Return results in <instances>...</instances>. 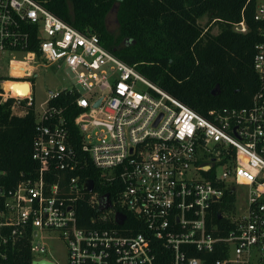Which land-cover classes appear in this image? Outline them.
Wrapping results in <instances>:
<instances>
[{"label":"built area","instance_id":"2783aa9c","mask_svg":"<svg viewBox=\"0 0 264 264\" xmlns=\"http://www.w3.org/2000/svg\"><path fill=\"white\" fill-rule=\"evenodd\" d=\"M255 20L259 85L251 103L202 115L115 56L97 34L77 30L37 0H0V59L22 54L25 66L23 75L9 70L0 82V103L12 99V111L25 112L21 102H34L29 78L38 65H65L80 87L49 91L37 113V176L7 187L0 171V264H19L23 247L32 256L27 264H56L43 256L55 239L65 242L68 264H264V0L257 1ZM234 29L246 32L244 20ZM5 81L27 82L29 94H12ZM70 91L78 93L81 151L100 171V185L116 187L112 197L106 192L109 208H101L106 193L94 184L89 191L80 174L69 179L68 191L52 179L55 171L82 166L66 107L48 104ZM86 192L99 211L91 227L79 226L76 212ZM218 204L225 206L217 213L220 225L212 220ZM118 212L125 215L121 225ZM127 213L134 225L123 228ZM106 222L113 225L98 226ZM213 252L215 259L206 257Z\"/></svg>","mask_w":264,"mask_h":264},{"label":"trees","instance_id":"16d2710c","mask_svg":"<svg viewBox=\"0 0 264 264\" xmlns=\"http://www.w3.org/2000/svg\"><path fill=\"white\" fill-rule=\"evenodd\" d=\"M46 9L83 33L97 34L103 45L124 62L135 65L139 73L198 113L221 107H241L251 103L258 89V76L253 67L256 44L261 40L260 23L255 20L258 0H37ZM118 2V34L106 28V15ZM202 18H208L205 25ZM244 20L247 30L239 32L235 24ZM218 31L213 33L212 26ZM128 39L129 42H124ZM30 49H36L30 45ZM6 76H0V82ZM6 88V86H4ZM1 89V83H0ZM75 91L62 92L49 105H64L71 145L82 166L75 171H55L60 186L68 191L69 179L80 174L92 180L100 194L116 193L114 185H100V171L93 166L87 152L81 151V134L74 123L80 108L75 106ZM12 99L0 103V171L7 187L22 179L35 178L39 163L32 158L37 112L34 102L24 114L11 109ZM89 193L76 203L78 225L91 227V217L99 211L88 201ZM216 206L213 223L222 224ZM127 213L123 228L134 225ZM113 223H98V226ZM135 230H139L137 225ZM161 259L163 250L158 252ZM204 256L206 254L199 253ZM29 248L15 256L20 264L31 261ZM215 259L216 253L206 255ZM14 258V256L12 257Z\"/></svg>","mask_w":264,"mask_h":264},{"label":"rangeland","instance_id":"374dc122","mask_svg":"<svg viewBox=\"0 0 264 264\" xmlns=\"http://www.w3.org/2000/svg\"><path fill=\"white\" fill-rule=\"evenodd\" d=\"M118 7V2H116L110 11L106 15V28L113 35L118 34V21L116 18V11ZM208 18H202L200 23L205 25ZM213 33L218 31L216 25L212 26ZM124 42H129L125 39ZM22 54H12L9 58L0 59V76H6L9 70L13 69V74L22 75V71L17 70L18 67H23V61H21ZM9 61H14L11 63L10 68L8 66ZM20 61V63L15 62ZM34 76L29 78L32 83V97L34 99L35 111L39 113L46 106L48 100L49 91L56 92L63 88H71L73 86L79 87L73 74L65 65L59 62H54L52 64L38 65L33 70ZM80 88V87H79ZM16 114H24V112L15 111ZM218 172H221L219 169ZM245 198V191L243 187H240V203L243 202ZM47 237L52 236L46 235ZM44 257L53 260L56 264H68L67 262V247L63 240L55 239L47 241V251L43 254Z\"/></svg>","mask_w":264,"mask_h":264},{"label":"bare ground","instance_id":"6f19581e","mask_svg":"<svg viewBox=\"0 0 264 264\" xmlns=\"http://www.w3.org/2000/svg\"><path fill=\"white\" fill-rule=\"evenodd\" d=\"M16 69L22 71V75H23L25 66L18 67ZM10 72L11 74H13V69H11ZM14 75H18V74H14ZM4 86H6V88ZM3 87L5 88V90L11 91L12 94H17L21 96L29 94V91H30V88H29L30 85L27 82L21 85V84H14L9 81H6L3 83Z\"/></svg>","mask_w":264,"mask_h":264},{"label":"water","instance_id":"95a60500","mask_svg":"<svg viewBox=\"0 0 264 264\" xmlns=\"http://www.w3.org/2000/svg\"><path fill=\"white\" fill-rule=\"evenodd\" d=\"M98 103H99V101L96 103V105H98ZM93 184H94V182L92 180H88L87 189L89 191H91L93 189ZM104 196H105L104 198L106 199V201L101 206L102 209L109 208L110 205H111V203H110V201L108 199V196H109L108 193H106ZM218 218H220V215L218 216ZM124 220H125V215L124 214L119 213V212L116 213L115 221H116L117 224H119V225L123 224ZM33 264H54V263L43 260V261H40V262H33Z\"/></svg>","mask_w":264,"mask_h":264},{"label":"crops","instance_id":"0c3cea01","mask_svg":"<svg viewBox=\"0 0 264 264\" xmlns=\"http://www.w3.org/2000/svg\"><path fill=\"white\" fill-rule=\"evenodd\" d=\"M13 69H15V68H13ZM6 82V81H5ZM30 88V87H29Z\"/></svg>","mask_w":264,"mask_h":264}]
</instances>
